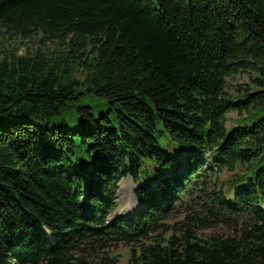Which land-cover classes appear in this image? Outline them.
Here are the masks:
<instances>
[{
  "label": "trees",
  "instance_id": "trees-1",
  "mask_svg": "<svg viewBox=\"0 0 264 264\" xmlns=\"http://www.w3.org/2000/svg\"><path fill=\"white\" fill-rule=\"evenodd\" d=\"M35 34L58 49L0 57V264H117L118 243L126 264H264V115L225 125L264 108V0H0V35ZM127 175L141 206L109 219Z\"/></svg>",
  "mask_w": 264,
  "mask_h": 264
},
{
  "label": "rangeland",
  "instance_id": "rangeland-1",
  "mask_svg": "<svg viewBox=\"0 0 264 264\" xmlns=\"http://www.w3.org/2000/svg\"><path fill=\"white\" fill-rule=\"evenodd\" d=\"M41 36L39 34L32 35L26 38H19L17 36L7 37L6 35H0V57L4 52L17 48L18 53L23 52H34L37 49H40L44 52H50L57 50V41L53 39H44L40 40ZM254 78V74L248 70H240L233 74L230 77L226 78V92L230 95H234L236 89H240L242 91H251V81ZM246 88V90H244ZM80 104H89L92 107L93 113L98 118L99 114H104L107 112V103L101 97L96 95H84L81 96ZM112 119H114L115 111H111ZM238 113L235 110H231L226 113L225 121H226V129L228 130L235 122H239L241 125L252 126V124L257 120V118L261 115H264V108L258 109L257 107L252 110L251 113L239 114V120L236 121V116ZM72 113L68 114L67 117H73ZM237 124V123H236ZM159 130H162V126L158 124V132L155 133L158 144L161 148L168 151L169 153L177 156L178 148L177 146L169 139V137L165 133H160ZM77 141V152L75 157V163H80L85 165L87 168H90L92 163V157H90L85 151L86 147L85 143L81 142L80 137H76ZM155 168V164L151 159L145 158L143 159L141 170L144 175L147 173H152ZM214 177V183L216 182V177L218 179L226 180L230 177V173L227 171H222L218 173H214L209 179V187H215L212 183V178ZM137 187V183H134L132 178L127 175L119 182L118 191H117V200L116 206L109 214V219L117 215H127L128 213H132V211H136V209L141 206V204L136 200L134 196V190ZM195 187V186H194ZM190 194H196L197 201H202V196L199 195L197 189L192 188ZM190 194H186L184 197V201L192 202L190 199ZM129 211V212H128ZM177 218L180 217L179 214L176 215ZM213 229H202L204 233L211 232ZM217 231H222L221 228H218ZM130 245H124L122 243H118L111 247V253L116 255L117 264H126L129 258Z\"/></svg>",
  "mask_w": 264,
  "mask_h": 264
}]
</instances>
